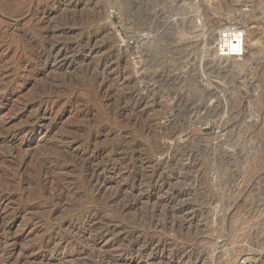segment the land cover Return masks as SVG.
<instances>
[{
  "label": "rangeland",
  "instance_id": "rangeland-1",
  "mask_svg": "<svg viewBox=\"0 0 264 264\" xmlns=\"http://www.w3.org/2000/svg\"><path fill=\"white\" fill-rule=\"evenodd\" d=\"M0 155V264H264V0H0Z\"/></svg>",
  "mask_w": 264,
  "mask_h": 264
},
{
  "label": "bare ground",
  "instance_id": "bare-ground-1",
  "mask_svg": "<svg viewBox=\"0 0 264 264\" xmlns=\"http://www.w3.org/2000/svg\"><path fill=\"white\" fill-rule=\"evenodd\" d=\"M59 7V6H58ZM208 18V17H207ZM108 23H110V25H112L113 26V24L110 22V20L108 21ZM225 33V34H224ZM118 34V33H117ZM117 34H116V36H117ZM222 36H226V38H225V41H226V44H227V47H228V49H229V53H231L232 52V50L233 49H235V47H236V42L238 41V39H237V37L236 36H234L232 33H231V29L230 28H228V27H226V28H224L223 29V35ZM46 37V36H45ZM118 37H119V35H118ZM121 42V41H120ZM123 44V43H122ZM119 46H120V44H119ZM125 46V45H124ZM66 50V48L65 47H63L62 45H56V44H53V46L50 48V50H49V55L48 56H50V57H48L49 58V60L51 61L52 60V62L51 63H49V60L46 58L45 60H44V64H47L46 65V68H53V69H55L56 70V72L57 71H62V70H67V69H69L70 68V66H72V64H73V62H75V60H77V59H74V57H72L71 55V57L68 55V52H66L65 51ZM47 53V54H48ZM73 56H74V54H73ZM231 58H236V57H231ZM76 63V62H75ZM74 63V64H75ZM53 84V83H52ZM59 86V85H58ZM6 88V87H5ZM5 90V89H4ZM50 90V89H49ZM4 92V91H3ZM42 93V92H41ZM40 93V94H41ZM58 93V92H57ZM61 93V92H60ZM43 94V93H42ZM41 94V95H42ZM44 94H46L45 92H44ZM40 95V96H41ZM60 98V97H59ZM33 100H35V99H33ZM49 100V99H48ZM37 101H38V99H37ZM52 102V101H51ZM44 103V99H43V97H40L39 98V104H43ZM54 103V102H53ZM37 105V104H36ZM35 105V106H36ZM39 106V105H38ZM31 107V106H30ZM37 107V106H36ZM30 109V108H29ZM47 118H38V119H36V120H34V121H32V125H39V126H43L44 124H45V120H46ZM47 125V124H46ZM49 125V124H48ZM27 126L28 125H26L25 127H22L21 129H18V130H16L15 132H13L12 133V135L11 136H13V137H16L17 135H19L20 134V136L22 135L21 133H24L26 130H27ZM48 127V126H47ZM19 137V136H18ZM2 138V137H1ZM12 144V143H11ZM15 145V144H14ZM14 145H12V146H14ZM17 145H20V144H17ZM16 145V146H17ZM23 145L21 144L20 145V149H21V147H22ZM25 146H26V148L27 149H29V148H31V143H28V142H26L25 143ZM14 148V147H13ZM13 148L11 149V150H13ZM23 150V149H22ZM12 152V151H11ZM1 156V155H0ZM30 156V155H29ZM77 156V155H76ZM25 158V157H24ZM51 158V157H50ZM62 158V157H61ZM47 158H45V160H46ZM54 159V158H53ZM60 159V158H59ZM22 160V162H23V159H21ZM48 160V159H47ZM56 160H58L57 159V157H56ZM88 160H90V159H88ZM39 161V160H38ZM42 161V160H41ZM50 161V160H49ZM82 162H83V160H82ZM120 162H122V161H120ZM58 163V162H57ZM61 163V162H60ZM76 163V162H75ZM89 163V162H88ZM25 164V163H24ZM41 164V165H40ZM84 164V163H83ZM91 164H92V162H91ZM90 164V165H91ZM38 165H40V167L39 168H37V172H36V174L34 173L33 174V177L35 178V181H34V178H33V182H38V183H36V184H41L40 183V178L39 177H41V174H42V172H46L47 173V171H49L50 170V167H48V165L46 164V163H40V161H39V164ZM89 165V164H88ZM93 165V164H92ZM123 165V164H122ZM20 166V165H19ZM18 166V167H19ZM37 166V165H36ZM80 166V165H79ZM17 167V168H18ZM35 167V166H34ZM38 167V166H37ZM93 168H94V166H92ZM85 168V167H84ZM92 168V169H93ZM96 168V167H95ZM91 169V170H92ZM109 169V168H108ZM13 170V169H12ZM16 170H18V169H15V171ZM28 170V169H27ZM14 171V170H13ZM14 171V172H15ZM33 171H35V170H33ZM50 171H52V170H50ZM100 171V170H99ZM110 171V170H109ZM114 171V170H113ZM112 171V172H113ZM19 171H17V173H18ZM23 172V171H22ZM31 172H32V170L30 171V174H31ZM53 172V171H52ZM52 172H50V173H52ZM55 172V171H54ZM24 173H25V169H24ZM27 173H28V171H27ZM56 173V172H55ZM90 173V172H89ZM108 173V172H107ZM111 173V172H110ZM115 173V172H114ZM119 173V172H118ZM88 174V173H87ZM18 175V174H17ZM20 175V174H19ZM53 175V174H52ZM51 175V176H52ZM90 175V181H91V183L92 184H94L95 186L96 185H98L97 187H99V185H101L100 186V188L101 187H103L104 185H106L105 184V182L104 181H101V176L98 174V172H97V169H93L92 171H91V173L89 174ZM118 175V174H117ZM49 176H50V174H49ZM5 177V176H4ZM42 177H43V175H42ZM42 179V178H41ZM49 179V178H48ZM47 179V180H48ZM88 179V180H89ZM44 180H46V179H44ZM52 181V180H51ZM9 182V181H8ZM7 181L6 182H4V183H8ZM28 182V181H27ZM32 183V182H31ZM42 183H43V181H42ZM90 184V183H89ZM30 185V184H29ZM42 185V184H41ZM47 185V184H46ZM34 186V185H33ZM106 187V186H105ZM104 187V188H105ZM43 188V187H42ZM44 189V188H43ZM48 189H50L49 187H48ZM99 189V188H98ZM51 190V189H50ZM49 190V191H50ZM94 190V189H93ZM97 190V189H96ZM105 190V189H104ZM46 192H47V190H46ZM51 192V191H50ZM101 192V191H100ZM49 194V193H48ZM55 195V194H54ZM113 198V197H112ZM115 198V197H114ZM109 200V199H108ZM112 200V199H111ZM115 201V200H114ZM113 202V201H112ZM115 204V203H114ZM114 204H112V205H114ZM93 210V209H92ZM95 212V211H94ZM99 213V212H98ZM2 217V216H1ZM10 217V216H9ZM5 219V218H4ZM3 218H2V220H4ZM8 219V218H7ZM1 220V219H0ZM9 220V219H8ZM7 220V221H8ZM4 223H6V222H4ZM2 221H1V223H0V229L2 230L4 227H5V224H4ZM4 230V229H3ZM4 232V231H3ZM117 234V233H116ZM135 243H136V241H135ZM138 244V243H137ZM140 244V243H139ZM89 245V244H88ZM188 257H190L189 255H188ZM191 263V262H190ZM209 263V262H208ZM189 264V263H188ZM195 264V263H194Z\"/></svg>",
  "mask_w": 264,
  "mask_h": 264
},
{
  "label": "built area",
  "instance_id": "built-area-1",
  "mask_svg": "<svg viewBox=\"0 0 264 264\" xmlns=\"http://www.w3.org/2000/svg\"><path fill=\"white\" fill-rule=\"evenodd\" d=\"M113 16H114V9L112 11V17H111L112 19H113ZM241 30H242V32H244L243 29H241ZM200 36L201 37H199V38H196V36L195 37L194 36H192V37L188 36V38H189L188 41H190L192 43L196 42V41H201L202 42L201 47L202 48L204 47L203 49H205L207 52H210L211 54H213L214 57L216 56V53H217V54H219L220 57H222V58L219 57L220 59H233L231 57H236V58H238V61L242 60V57H240L239 55H233V54L229 53V49H228L226 41H225L226 36H222L220 34L219 38L216 41H214L213 43H212V41H211V43H209L208 36H206L204 34L200 35ZM175 38H176V41L182 43V41L185 37H184V35H181V36H175ZM123 41L124 40L122 39V42ZM132 43L133 42H131L130 44H132ZM205 44H207V45H205ZM182 45H184V48H185L183 51H186L187 50L186 49L187 44L185 45L183 43ZM211 46H212V48H210ZM239 58H241V59H239ZM248 262L249 261L247 259H242L240 264H248Z\"/></svg>",
  "mask_w": 264,
  "mask_h": 264
}]
</instances>
